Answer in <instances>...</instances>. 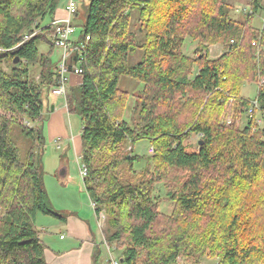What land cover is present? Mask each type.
Instances as JSON below:
<instances>
[{
  "label": "trees",
  "instance_id": "obj_1",
  "mask_svg": "<svg viewBox=\"0 0 264 264\" xmlns=\"http://www.w3.org/2000/svg\"><path fill=\"white\" fill-rule=\"evenodd\" d=\"M60 1L0 0V264H48L37 216L64 219L45 188L39 124L43 93L59 84L51 23ZM199 1L207 0H90L72 42L70 70L78 64L82 82L67 87L66 107L82 120L84 186L97 216H109L106 243L116 246L122 264H179L185 257L192 264H206L202 257L264 264V28L251 24L261 0L240 24L226 0H208L212 8ZM187 38L221 43L224 53L213 59L203 48L191 58L183 52ZM41 42L48 52L40 53ZM137 50L143 60L129 65ZM125 76L143 84L133 125L124 117ZM245 83L258 84L255 101L241 95ZM229 101L237 116L252 109L242 127L222 122ZM15 125L36 142L25 157L11 136ZM193 134L202 144L189 151ZM142 140L152 156L133 153ZM157 183L169 189L171 214L160 211Z\"/></svg>",
  "mask_w": 264,
  "mask_h": 264
},
{
  "label": "rangeland",
  "instance_id": "obj_2",
  "mask_svg": "<svg viewBox=\"0 0 264 264\" xmlns=\"http://www.w3.org/2000/svg\"><path fill=\"white\" fill-rule=\"evenodd\" d=\"M253 1L254 0H226V10L228 11V15L230 16V18L236 20V22H238L239 24L245 23L247 20L250 19L249 18L250 15H253L252 14L254 11ZM75 2L78 4L77 5L78 13L73 17L72 25L74 26L76 32L74 34V37L77 39L79 38L81 31L84 27V23L86 20V12L90 0H75ZM198 5L205 6L207 8L213 7V4L208 0L202 2L199 1ZM136 18H137V13L134 12L132 15L131 27L133 31L137 33V42L140 43V41H143L144 38L142 34L137 32L139 24ZM251 24L253 27L257 29L264 28V0H261V6L258 8V11L252 16ZM38 46L40 53H46L49 51V45L45 42H41ZM203 48L208 49L210 53V57L213 59L218 58L220 55L224 53L225 50L224 45L221 43L208 44V43H202L200 41H194L191 38H187L183 46V52L184 54H186L191 58H196L200 54V51H202ZM143 57H144L143 52L141 50H137L134 54L129 56L128 64L136 65L143 60ZM51 60L53 65L59 62L60 55L57 53L56 50L53 52ZM72 60L73 59L70 58L69 62H71ZM30 68H31V75L38 80L41 68L38 65L31 66ZM69 85L70 83H68V86ZM119 86L121 89L127 91L130 94L128 107L124 117L127 122L133 125V119H134L133 109L138 107V105L140 104L139 97L143 90V84L136 81L133 78L125 76L121 78ZM258 89L259 87L258 84L256 83H245L242 87L241 95L245 98H248L249 100L255 101L258 95ZM43 101H44L45 110L43 112L42 123L39 124L42 125L44 136L46 139L45 145L42 147V149L44 148V150H42L43 151L42 161L45 170L44 184L49 190L53 202L57 205L62 203L59 199V196L61 194H56L54 192V189L51 187V185L52 183L58 184L61 189H65L61 184L58 183V181L64 180L60 175V171L59 170L54 171V170L56 168L57 161H59V158H61L65 152L64 150L65 137L69 136L70 148L66 150V155H65L66 157L64 158L65 161L67 160L69 171L71 172L70 177L72 180V184L71 185L68 184L67 188H71V191L69 193H73V195L75 196H77L78 194L81 196L82 199L84 198L86 200L85 206H92L84 186L83 178L80 174L81 167L79 165V160H80L79 153H81L82 150V141H81L82 120L80 116H78L77 114H70L67 110V112L65 113L62 112V123H61L62 127L58 125V129L52 130L49 124L47 125V123L49 122V111L48 109H46V105L48 104V102L55 103L56 101L59 102L58 105H65L64 98L60 96H55L51 93L48 94V91L45 90L43 93ZM232 103H233L232 101H229L227 103L226 108L221 117V120L227 126H230L233 122H236L237 125L242 127L247 123L248 115L246 114L242 116L241 115L237 116L233 109ZM27 125L34 126L37 124L29 122L27 123ZM53 135H55L54 137L55 139L53 138ZM11 136L18 145L23 157H25L26 153L30 150V148L36 144V142H34L31 138L25 136L22 133L21 128L17 125L13 127ZM199 139H200V135H196V134H193L189 137V139L185 142L189 151L198 150L200 145V143H198ZM151 149H153V147L151 146L150 142L148 140H142L135 144L133 153L146 157L150 155L152 156L153 152H151L152 151ZM131 151H132V145L131 143H129L127 145V148L125 149V153H131ZM145 164L146 161L144 160L140 164H136L135 169L142 170ZM168 193H169V189H167L163 184L157 183L155 185L154 194L156 195V197L158 196L161 200L160 211L166 214H171L175 206H174V201L169 198ZM52 200L51 203H53ZM99 222L101 226L106 227L109 222V216L105 214L102 220L99 219ZM107 246L110 252L113 251V253L119 255V252L115 250L116 247L115 245L111 246L108 244ZM193 261L194 259L192 258H187V257L183 259L180 258L179 264H192ZM201 261L206 264H214L217 261V259L202 257Z\"/></svg>",
  "mask_w": 264,
  "mask_h": 264
},
{
  "label": "crops",
  "instance_id": "obj_3",
  "mask_svg": "<svg viewBox=\"0 0 264 264\" xmlns=\"http://www.w3.org/2000/svg\"><path fill=\"white\" fill-rule=\"evenodd\" d=\"M68 2L69 0L60 1L53 21L68 17ZM75 40L76 38L73 37L72 41ZM56 51L61 59L62 51L60 49ZM73 51L74 48L70 51L73 53L72 56H74ZM81 82V76L73 73L69 74L68 83L71 86L78 85ZM64 102L66 105L65 99ZM58 103V101L55 103L48 102L46 105V109L49 111V122L47 125L49 124L52 130L58 129V125L62 127V112H67L65 105H58ZM54 137L55 135H53ZM64 141L65 152L57 161L54 171H60V175L64 180L58 181V183L65 189H61L58 184L52 183L51 185L56 194H61L59 199L62 203L55 204L49 190L45 186L53 202L52 204H54L53 206L57 212L62 214L64 219L61 220L45 215L37 216V226L41 231V237L46 247L47 262L48 264H112L104 234L105 227L100 225V218L97 216L95 209L92 206H85L86 200L82 199L78 194L75 196L73 193H69L71 188H67L68 184H72L71 172L69 171L67 160L65 161L64 158L66 157V150L70 148L69 136L65 137ZM79 165L80 167L82 166L80 160ZM112 255L122 264L118 254L112 253Z\"/></svg>",
  "mask_w": 264,
  "mask_h": 264
},
{
  "label": "built area",
  "instance_id": "obj_4",
  "mask_svg": "<svg viewBox=\"0 0 264 264\" xmlns=\"http://www.w3.org/2000/svg\"><path fill=\"white\" fill-rule=\"evenodd\" d=\"M67 10H68L67 18L60 19V20H54L51 23V27L53 28L52 41L54 45L62 51V54H61V59L58 64L59 84L57 86H54L50 90V93L55 96L63 97L64 99L66 97V91H67L68 82H69V74L73 73L79 76L82 74V69L79 67L78 64H72L73 72H71L70 70L71 64L69 62L70 58L72 57V52H70L71 49L73 48L72 40H73L74 34L76 33L75 28L72 25V19L77 13V3L75 2V0H69ZM81 48L82 49L84 48V44L80 45V49ZM255 105H257L256 102H255ZM247 115L248 117H252V109L248 111ZM256 121H257L258 127H261L263 125V122L261 119L258 118ZM151 150H152L151 152H153V149ZM80 174L82 178H84L87 174V171L83 165L80 168ZM91 204H92V207L94 208L95 205L93 203ZM103 216H104L103 214H100L99 218L102 220ZM112 253L113 251L110 252L112 264H120V261L115 259Z\"/></svg>",
  "mask_w": 264,
  "mask_h": 264
},
{
  "label": "water",
  "instance_id": "obj_5",
  "mask_svg": "<svg viewBox=\"0 0 264 264\" xmlns=\"http://www.w3.org/2000/svg\"><path fill=\"white\" fill-rule=\"evenodd\" d=\"M18 62H19V59L17 58V59L15 60V64H17ZM200 144H202V142H201ZM121 262H123L122 259H121Z\"/></svg>",
  "mask_w": 264,
  "mask_h": 264
}]
</instances>
